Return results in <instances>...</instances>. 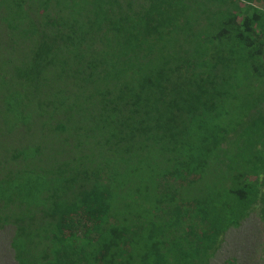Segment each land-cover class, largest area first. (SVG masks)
Listing matches in <instances>:
<instances>
[{
  "label": "trees",
  "instance_id": "1",
  "mask_svg": "<svg viewBox=\"0 0 264 264\" xmlns=\"http://www.w3.org/2000/svg\"><path fill=\"white\" fill-rule=\"evenodd\" d=\"M0 118L18 264H211L264 226V0H0Z\"/></svg>",
  "mask_w": 264,
  "mask_h": 264
},
{
  "label": "rangeland",
  "instance_id": "2",
  "mask_svg": "<svg viewBox=\"0 0 264 264\" xmlns=\"http://www.w3.org/2000/svg\"><path fill=\"white\" fill-rule=\"evenodd\" d=\"M8 126L5 118H0V144L9 145V141H18V137H22L25 143L32 140L33 135L25 133V130L15 132L11 136L8 135ZM47 134V133H46ZM43 139V138H42ZM44 141L49 146V151L62 146L54 137L45 136ZM12 227H5L0 230V264H18L14 258V252L11 248L10 238L12 235ZM256 250V261L264 264V226L256 213L245 221L241 228L232 229L225 238L221 248L213 257L211 264H226L229 260L237 259L240 264H257L251 262V258Z\"/></svg>",
  "mask_w": 264,
  "mask_h": 264
}]
</instances>
